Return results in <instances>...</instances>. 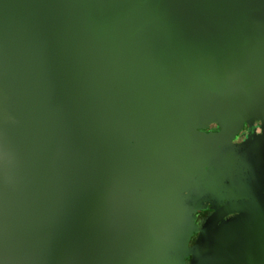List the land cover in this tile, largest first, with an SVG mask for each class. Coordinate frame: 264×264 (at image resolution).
<instances>
[{
    "label": "water",
    "instance_id": "obj_1",
    "mask_svg": "<svg viewBox=\"0 0 264 264\" xmlns=\"http://www.w3.org/2000/svg\"><path fill=\"white\" fill-rule=\"evenodd\" d=\"M256 119L264 0H0V264H185L196 177ZM238 210L190 264H264V197Z\"/></svg>",
    "mask_w": 264,
    "mask_h": 264
},
{
    "label": "flooded vegetation",
    "instance_id": "obj_2",
    "mask_svg": "<svg viewBox=\"0 0 264 264\" xmlns=\"http://www.w3.org/2000/svg\"><path fill=\"white\" fill-rule=\"evenodd\" d=\"M200 131L219 133L220 128L212 125ZM216 147V157L196 181L201 184L217 174L222 177L211 188L201 191L189 207L188 238L183 251L185 264L191 262L190 251L200 228L214 213L222 214L215 225L219 226L239 216V208L264 197V119L244 122L232 138L219 140ZM250 259L254 256L250 255Z\"/></svg>",
    "mask_w": 264,
    "mask_h": 264
}]
</instances>
